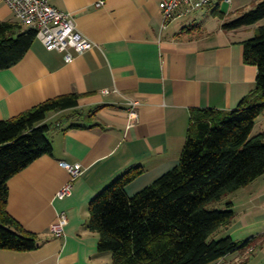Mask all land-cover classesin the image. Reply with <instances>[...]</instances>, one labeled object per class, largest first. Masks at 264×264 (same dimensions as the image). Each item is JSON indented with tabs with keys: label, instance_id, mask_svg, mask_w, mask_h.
I'll return each instance as SVG.
<instances>
[{
	"label": "crops",
	"instance_id": "1",
	"mask_svg": "<svg viewBox=\"0 0 264 264\" xmlns=\"http://www.w3.org/2000/svg\"><path fill=\"white\" fill-rule=\"evenodd\" d=\"M49 1L74 16L78 31L93 47L83 55L73 52L75 59L68 63L64 52L49 51L37 40L19 64L0 72V121L50 99L81 95L75 112L48 119L53 124L49 133L53 154L9 182L8 211L26 232L38 236L40 247L32 252L0 250V264H114L111 253L99 252V234L89 228L91 201L131 169L140 168L143 174L127 187L129 195L175 168L194 109L238 108L255 90L258 76L257 67L244 61L243 43L255 36L264 20L226 29L227 23L246 13L248 7L241 0H212L198 10L182 5L167 29L160 9L164 0ZM0 21L17 22L3 0ZM104 90L112 93L104 95ZM130 102L139 104L132 122ZM263 115L254 131L258 125L264 130ZM61 162L79 164L84 170L65 200L56 199L71 180ZM232 195L246 198L242 205H253L248 210L259 209L264 226V176ZM62 212L67 213L68 224L65 236L57 238L51 226ZM257 250L252 246L245 253ZM238 259L230 264H238Z\"/></svg>",
	"mask_w": 264,
	"mask_h": 264
},
{
	"label": "trees",
	"instance_id": "2",
	"mask_svg": "<svg viewBox=\"0 0 264 264\" xmlns=\"http://www.w3.org/2000/svg\"><path fill=\"white\" fill-rule=\"evenodd\" d=\"M263 20L264 0L225 28L251 27ZM37 40L36 30L18 21H0V72L19 64ZM243 46L244 61L257 67L258 76L255 90L238 108L194 109L175 168L129 195L127 187L143 174L140 168L131 169L91 201L89 228L99 234V252L111 253L114 264H217L254 246L235 242L231 236L220 238L236 217L232 203L227 210L211 209L264 176V132L253 134L264 114V25ZM80 99L79 94L50 99L0 121V250L32 252L40 247L38 236L26 232L8 211L9 182L53 154L49 138L53 124L48 119L75 112Z\"/></svg>",
	"mask_w": 264,
	"mask_h": 264
},
{
	"label": "built area",
	"instance_id": "3",
	"mask_svg": "<svg viewBox=\"0 0 264 264\" xmlns=\"http://www.w3.org/2000/svg\"><path fill=\"white\" fill-rule=\"evenodd\" d=\"M12 10L18 22L26 28L36 30L37 39L49 51H60L66 54V61L71 63L75 54L83 55L93 47V43L86 39L77 29L75 18L72 14L54 8L49 0H3ZM212 0H164L160 4L163 13V29L174 20L182 5L192 10L202 9ZM103 3H99V6ZM74 52V53H73ZM110 90L102 94L110 95ZM137 102H130L129 114L131 122L137 119ZM60 166L67 170L71 176L68 182L57 194L56 199L65 200L73 194L74 183L82 177L84 170L81 165H71L61 162ZM68 215L66 212L58 214L56 221L51 226V233L57 237L65 236Z\"/></svg>",
	"mask_w": 264,
	"mask_h": 264
},
{
	"label": "rangeland",
	"instance_id": "4",
	"mask_svg": "<svg viewBox=\"0 0 264 264\" xmlns=\"http://www.w3.org/2000/svg\"><path fill=\"white\" fill-rule=\"evenodd\" d=\"M241 1L245 6L248 7L246 12L253 10L257 5V4H252V0H241ZM225 9L227 10V7ZM261 120L262 121L264 120V115L260 119V121ZM262 127L263 126L258 125L257 129L254 131L253 134L257 135L259 133H263L264 130H261ZM230 201L236 203L235 207L233 208L236 217L233 223L224 229L225 232L223 231L221 233L220 238L231 236L235 242L241 244L250 242L251 245L258 247V250L252 255H248L247 253H245L247 250L238 251L237 253L229 255L231 257L228 259V261L225 262V264H230L231 260L233 258H236L237 256L239 257L237 261L238 264H264V235H263L264 226H261V223L258 219L259 216H261V214L263 213L259 209H255V211L248 210V208L252 207L253 205L243 206L242 203L247 201V199L244 198L243 196L237 197V195L228 196L227 198L223 199V201L212 205L211 209H216L221 211L227 210L228 209L227 204L230 203ZM246 211H250V212L247 213ZM245 212L249 215L246 216ZM241 213H243V215ZM244 218L247 224L244 222ZM217 264H219V262Z\"/></svg>",
	"mask_w": 264,
	"mask_h": 264
}]
</instances>
